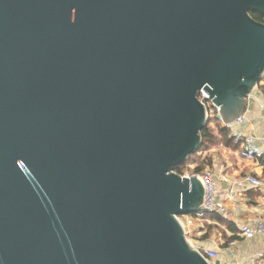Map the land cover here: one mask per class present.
Segmentation results:
<instances>
[{"label": "water", "instance_id": "1", "mask_svg": "<svg viewBox=\"0 0 264 264\" xmlns=\"http://www.w3.org/2000/svg\"><path fill=\"white\" fill-rule=\"evenodd\" d=\"M264 0H0V264H208L174 169L264 77Z\"/></svg>", "mask_w": 264, "mask_h": 264}, {"label": "built area", "instance_id": "2", "mask_svg": "<svg viewBox=\"0 0 264 264\" xmlns=\"http://www.w3.org/2000/svg\"><path fill=\"white\" fill-rule=\"evenodd\" d=\"M264 87V81L260 82L254 89L250 98L253 99L259 113L256 121L250 119L245 113L228 125H224L220 119L219 108L215 106L208 94L200 91L198 100L204 107L207 118V125L215 121L218 125L227 131V138L236 146V156L238 159L248 165L250 170L232 177L227 174L222 167L217 169L212 166L201 172H195L191 168L184 177H196L201 182L204 189L202 210L192 215L177 217L187 242L205 259L208 264H216L218 251L216 249H207L198 244L197 239L203 236L205 223L211 225L212 218H219L223 221H229L231 210L237 213L242 212L240 199L247 192H258L264 199V130L253 129L243 130L245 125H251L258 122L264 126V95L261 88ZM214 128V127H211ZM217 170V172H214ZM222 186V188H221ZM237 235L244 241H250L256 237L264 239V218L255 216L247 222L238 223ZM236 242L232 241L228 247L233 248ZM246 264H264V246L258 249L246 262Z\"/></svg>", "mask_w": 264, "mask_h": 264}, {"label": "crops", "instance_id": "3", "mask_svg": "<svg viewBox=\"0 0 264 264\" xmlns=\"http://www.w3.org/2000/svg\"><path fill=\"white\" fill-rule=\"evenodd\" d=\"M244 113L250 119L256 121L259 113L252 98L247 100ZM257 129L259 131L264 130V126L258 122H253L251 125H245L243 130L250 131ZM225 151H232V155H235L238 163L233 164L228 155L223 156L224 162L213 163L216 166L215 169L222 167L224 171L232 177H237L240 174L250 170V165L244 164L236 156V151L231 147H226ZM234 157V158H235ZM212 168V167H211ZM214 172H217L215 170ZM222 188V186H221ZM242 207V212L237 213L231 210V217L229 221H218L216 218L211 219V225L204 224L205 230L203 236L197 239V242L201 247L207 249H216L218 251V258L216 264H246L248 259L258 250L264 246V239L256 237L250 241H244L237 235V224L241 222H247L259 216L264 218V199L261 196L253 199L251 192L243 194L238 199ZM235 241L236 244L233 248L228 247L229 243Z\"/></svg>", "mask_w": 264, "mask_h": 264}, {"label": "rangeland", "instance_id": "4", "mask_svg": "<svg viewBox=\"0 0 264 264\" xmlns=\"http://www.w3.org/2000/svg\"><path fill=\"white\" fill-rule=\"evenodd\" d=\"M216 125L217 123L215 121L210 122L211 127H215ZM212 135H214L215 137L213 143L210 146L205 147L204 151L202 150L199 155H196L192 161L186 164V166L182 170L183 173L181 177H184L188 172H190L191 168L195 170L196 167H200L202 171L207 168L210 169L213 166V163L224 162L223 156L226 155L229 156L233 164L238 163L235 155H232L233 153H230L232 151H225L226 147H229L227 146V138L225 136H222L219 133L218 129L214 128H212ZM209 162L211 163L210 167H208Z\"/></svg>", "mask_w": 264, "mask_h": 264}, {"label": "trees", "instance_id": "5", "mask_svg": "<svg viewBox=\"0 0 264 264\" xmlns=\"http://www.w3.org/2000/svg\"><path fill=\"white\" fill-rule=\"evenodd\" d=\"M250 16L256 21V22H259V23H263L264 24V17L258 15V14H255V13H250ZM262 81H264V77L262 79ZM261 81V82H262ZM261 92L263 93L264 95V87L261 88ZM214 129H218L219 133L222 135V136H225L227 138V131L221 127L220 125H216L214 127ZM200 136H201V146H200V149L198 150V152L192 156H190L188 158V160L183 164L181 165L180 167H177L174 169V172L177 173L178 175H182L183 173V168L186 166L187 163H189L190 161H192L194 159V157L196 155H199V153H201V151L205 150V147H208L210 146L213 141H214V135H212V128L209 127V125H206V127L201 131L200 133ZM227 146L231 147L233 150H236V146L233 145L232 141H230L228 138H227ZM263 163H264V159H263ZM208 167L211 166V163L209 162L208 163ZM202 171V169L200 167H196L195 168V172H200ZM260 196V193L258 192H251V197L253 199H255L256 197H259ZM218 221L222 222L223 220L219 219V218H216Z\"/></svg>", "mask_w": 264, "mask_h": 264}]
</instances>
